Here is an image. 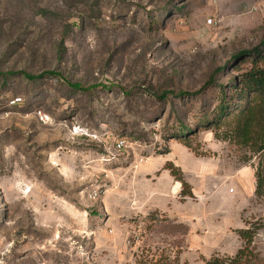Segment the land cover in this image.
Returning <instances> with one entry per match:
<instances>
[{
	"label": "rangeland",
	"instance_id": "obj_1",
	"mask_svg": "<svg viewBox=\"0 0 264 264\" xmlns=\"http://www.w3.org/2000/svg\"><path fill=\"white\" fill-rule=\"evenodd\" d=\"M255 47L264 0H0V264H206L243 229L263 263L258 154L204 124Z\"/></svg>",
	"mask_w": 264,
	"mask_h": 264
},
{
	"label": "trees",
	"instance_id": "obj_2",
	"mask_svg": "<svg viewBox=\"0 0 264 264\" xmlns=\"http://www.w3.org/2000/svg\"><path fill=\"white\" fill-rule=\"evenodd\" d=\"M255 54V59H259L264 51L260 47L252 50L240 52L236 57L243 55ZM30 80H37L47 75H54L62 78L66 83L76 89L89 90L90 87L84 86L78 82H71L62 73L56 70H48L38 74H32L26 71L21 72ZM16 74L0 70V75L7 76ZM235 89L232 96H237L236 101L231 104L224 93L219 105V112L215 119H205L204 124L207 128H213L216 136L234 141L237 145L249 147L258 154V165L256 167L257 185L255 193L258 196L264 195V69L260 67H252L248 72L242 75L240 80L234 81ZM168 92H165L162 97ZM182 95L189 93L183 92ZM239 102V103H238ZM183 129H188L182 124ZM223 128V134L220 129ZM192 129H189V131ZM181 132V131H180ZM190 146L189 143H185ZM172 173L178 176L183 185L187 188L189 183L184 179L183 175H178L172 168ZM184 194H189L190 190H183ZM240 235L246 240V245L238 250L233 257L221 258L213 257L206 261V264H264L256 263L249 259L252 254L251 243L253 241L254 232L250 229H243Z\"/></svg>",
	"mask_w": 264,
	"mask_h": 264
},
{
	"label": "built area",
	"instance_id": "obj_3",
	"mask_svg": "<svg viewBox=\"0 0 264 264\" xmlns=\"http://www.w3.org/2000/svg\"><path fill=\"white\" fill-rule=\"evenodd\" d=\"M120 143L124 144V141H121ZM92 196L94 198H97L99 196V192L96 189L92 190Z\"/></svg>",
	"mask_w": 264,
	"mask_h": 264
}]
</instances>
